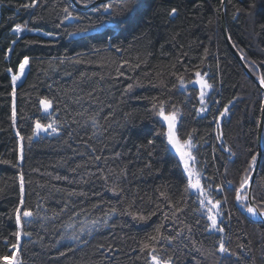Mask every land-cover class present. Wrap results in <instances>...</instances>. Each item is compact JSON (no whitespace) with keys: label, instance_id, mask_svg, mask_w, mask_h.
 Masks as SVG:
<instances>
[{"label":"trees","instance_id":"obj_1","mask_svg":"<svg viewBox=\"0 0 264 264\" xmlns=\"http://www.w3.org/2000/svg\"><path fill=\"white\" fill-rule=\"evenodd\" d=\"M96 1L77 0L81 6ZM31 2L0 0V257L17 255L24 264H151L142 242L163 224L166 236L183 229L172 243L156 245L167 249L173 264H264V223L242 213L233 191L251 176V157L259 153L264 91L246 75L223 30L225 15L234 46L260 79L264 0H129L111 18L98 6L84 11L72 0L22 7ZM106 3L118 8L121 0ZM65 7L80 19L65 20ZM17 25L25 30L14 32ZM25 56L29 64L13 85ZM196 72L212 85L203 103ZM44 98L52 101L47 112ZM154 102L166 113L178 112L176 133L195 145L190 166L206 192L221 200L224 233L206 230L211 205L201 206L198 193L187 188L188 172L167 142V124ZM37 120H55L59 134L34 135ZM262 147L252 190L259 207L264 129ZM21 174V213L30 209L33 216H21L31 235L22 236L15 251ZM221 184L223 192L217 191ZM116 185L119 195L111 191ZM128 212L149 218L139 221ZM93 220L100 224L93 227ZM221 238L239 260L216 251Z\"/></svg>","mask_w":264,"mask_h":264},{"label":"snow or ice","instance_id":"obj_2","mask_svg":"<svg viewBox=\"0 0 264 264\" xmlns=\"http://www.w3.org/2000/svg\"><path fill=\"white\" fill-rule=\"evenodd\" d=\"M129 0H121L120 6L114 7L111 3H102L97 7V11H103L104 13L108 14L109 18L114 17L118 15L120 12H123L128 4ZM37 6V0H32L31 3H25L22 7L25 9L28 8H35ZM63 11L66 13L64 19L65 20H79L80 17L73 14L72 11H69V8L65 7ZM177 13V9L173 8L171 9L170 15L175 16ZM63 23V22H62ZM119 26V25H117ZM25 29L17 25L13 31L16 33H22ZM31 31V30H29ZM71 35H76V33H72ZM15 43V41H13ZM120 49H117L119 51ZM9 52L12 50L9 49ZM127 63V62H125ZM29 64V58L27 56L24 57L23 62L19 65V73L20 75H15L12 77V83L15 85L16 81L21 78L24 74V70L26 66ZM196 79L193 81L194 84L199 85L200 87V100L203 103L204 102V96H205V89H211L212 85L208 83L206 80L199 78L201 76L200 72L195 73ZM261 84L264 85V76L260 78ZM183 83V81H182ZM132 88V85H129V89ZM15 94V91L13 90V95ZM42 105L44 106V111L47 112L52 108V101L44 98L41 100ZM153 109L155 110V113L158 117H160L164 122L167 124V131L164 133L167 137V142L176 150V152L179 154L180 159L183 161L184 168L188 172V189L195 190L198 193L199 203L201 206H205V202L207 201L208 205H211V207L206 208V214L207 219L210 221V225L206 227V230L216 231L218 233H224L225 228L221 225L220 220L218 217L221 216L220 208H221V200L215 199L213 196H211L208 192H206L205 185L201 183V175L200 173L196 172L194 168L190 166V162L195 161V156L192 154L191 149L195 147V145L192 142V139L189 137L187 139L181 140L177 133H176V124H177V117L178 112L176 110H172L170 112L165 111V108L163 104L157 105L155 102L153 103ZM206 109H201V111H205ZM228 112V108L225 107L223 112H221L219 115L222 118L224 115H226ZM15 119V107H13V120ZM75 122V121H73ZM95 119L93 118V123H95ZM57 122L55 120H52L51 122L47 124H42L39 120L35 122V131L34 135H39L41 132H49L51 130V133L53 134H59V129L56 126ZM32 137H29V140L31 141ZM21 140H23V137H21ZM234 155V153H233ZM259 155V154H256ZM256 155H253L251 157V162L249 164V170L253 169L256 164ZM23 159V145H21V160ZM95 160L99 161L102 159L101 156H95ZM105 182H107L110 177L107 175H102L101 177ZM251 176L248 174H245V176L239 181V184L237 187L233 188V191L235 193V200L241 205V207L245 208L248 214H250L252 217L261 216L264 217V207H259L257 205H254L251 201H254L256 198L255 196L251 197L249 196V191L251 190ZM227 184L229 187H232L233 182L231 180L227 181ZM208 188L211 187V185L207 186ZM111 191L115 195H119L122 189L119 188L118 185L113 186L111 188ZM217 191L223 192V184H221ZM69 195H74V193H69ZM24 177L21 174L20 176V207L16 209V223L20 225L21 230L14 233L16 236V243L11 244V248L15 251H19L20 244L19 241L22 236L24 235H31L30 233H25L23 231V224L21 223V216L30 218L33 216V212L30 209H26L21 213V208L24 206ZM224 200H227V197H224ZM261 204H264V199H262ZM116 209L112 208L109 210L111 214L116 213ZM127 214L132 215L133 219L143 221L148 219L149 217L144 216L143 214H136L132 212H128ZM153 215L155 213H152ZM165 219H168V215L165 214ZM103 219V218H102ZM92 226L95 227L97 224H100L99 220H93ZM104 224H107V220L104 219ZM163 224L158 225L155 228V235H150L148 237L149 242H142V248L141 251L148 250L150 254L151 264H173V259L170 255H167V249L166 248H158L156 245L160 243V240H164L167 243H172L175 239H177L178 236L183 234V229H181V232L177 233L176 236H166L161 232V229L163 228ZM81 232L84 231L82 228L80 230ZM73 240L78 239L76 235H73L70 237ZM219 246L216 249L220 254H222L225 257H231V256H237L236 253L232 252L229 247L225 245V241L223 238L219 239ZM243 248V245L240 246ZM111 251V248L108 249ZM165 253V255H160V253ZM61 255H64V253H61ZM10 257L9 256H3L0 257V261H6ZM11 259L15 262V264H24L23 259L20 256L17 255H11ZM237 260H239V256H237Z\"/></svg>","mask_w":264,"mask_h":264},{"label":"water","instance_id":"obj_3","mask_svg":"<svg viewBox=\"0 0 264 264\" xmlns=\"http://www.w3.org/2000/svg\"><path fill=\"white\" fill-rule=\"evenodd\" d=\"M107 1H109V0H98V1L94 2L93 4H91L89 6H81L77 2V0H72V2L74 3V5L77 8H79L81 10H84V11L89 10V9H91L93 7H97L100 4H102V3H106ZM223 30H224V35L226 37V40H227V43H228L229 48L231 49L232 53L235 55V57L238 59V61L242 65V67H243L246 75L251 80H253L264 91V85L261 84L260 79H258L257 77H255L253 75V73L250 71V69L246 65L245 60H244V57L241 55V53H239V51L234 46V44H233V42H232V40H231V38H230V36L228 34L227 28H226L225 15L223 16ZM263 129H264V104H263V111H262V119H261V122H260V125H259V153H258L259 155L257 157V161H256V164H255V166L253 168V171L251 173V181H250L251 190L249 191L250 201H251V197L253 196V191H252L253 190V184H254L255 179H256V176H257L260 159H261V155H262V152H263V147H262ZM251 202L255 205V202L254 201H251ZM236 203H237L238 207L241 208V205L238 202H236ZM242 213L249 220H251L253 222L264 223V217H261V216L252 217L250 214L247 213V211L245 209H242Z\"/></svg>","mask_w":264,"mask_h":264},{"label":"built area","instance_id":"obj_4","mask_svg":"<svg viewBox=\"0 0 264 264\" xmlns=\"http://www.w3.org/2000/svg\"><path fill=\"white\" fill-rule=\"evenodd\" d=\"M9 261H11V264H15V262L12 260V259H8V260H6V261H4V262H9Z\"/></svg>","mask_w":264,"mask_h":264},{"label":"bare ground","instance_id":"obj_5","mask_svg":"<svg viewBox=\"0 0 264 264\" xmlns=\"http://www.w3.org/2000/svg\"><path fill=\"white\" fill-rule=\"evenodd\" d=\"M11 258H9V260H10ZM6 264H11V261H9V262H6Z\"/></svg>","mask_w":264,"mask_h":264}]
</instances>
